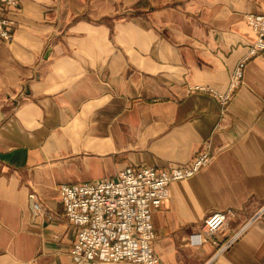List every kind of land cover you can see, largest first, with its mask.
Listing matches in <instances>:
<instances>
[{
    "label": "crops",
    "instance_id": "crops-1",
    "mask_svg": "<svg viewBox=\"0 0 264 264\" xmlns=\"http://www.w3.org/2000/svg\"><path fill=\"white\" fill-rule=\"evenodd\" d=\"M0 6L15 20L0 38V264H71L61 185L187 167L203 152L151 213L154 252L161 264H264V52L225 105L212 92L228 90L253 39L245 15L264 0ZM216 211L217 244H189Z\"/></svg>",
    "mask_w": 264,
    "mask_h": 264
},
{
    "label": "built area",
    "instance_id": "built-area-1",
    "mask_svg": "<svg viewBox=\"0 0 264 264\" xmlns=\"http://www.w3.org/2000/svg\"><path fill=\"white\" fill-rule=\"evenodd\" d=\"M18 0H0L4 7L16 6ZM245 19L252 29L253 39L246 54L234 66L229 88L221 93L212 91L225 105L231 91L241 81L244 62L264 52V8L260 13H248ZM15 20L1 12L0 38L12 37ZM210 160L208 152L198 154L187 167L159 171L151 166L127 167L114 177L59 187L65 218L76 227V236L69 255L71 264H104L132 262L161 264L154 252L151 213L170 195V183L192 175ZM38 209L39 207L36 206ZM264 212V204L260 209ZM226 224L225 213L216 211L204 219L205 236L194 231L188 237L191 245L210 240L217 244L214 234ZM228 243L219 245L218 252Z\"/></svg>",
    "mask_w": 264,
    "mask_h": 264
},
{
    "label": "water",
    "instance_id": "water-1",
    "mask_svg": "<svg viewBox=\"0 0 264 264\" xmlns=\"http://www.w3.org/2000/svg\"><path fill=\"white\" fill-rule=\"evenodd\" d=\"M2 117H3V113L0 112V121L2 120ZM32 203H33V201H32Z\"/></svg>",
    "mask_w": 264,
    "mask_h": 264
}]
</instances>
